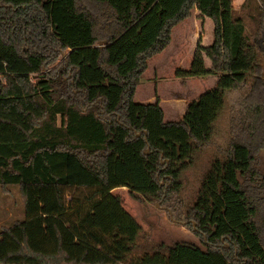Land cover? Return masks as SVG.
Here are the masks:
<instances>
[{"label": "trees", "instance_id": "16d2710c", "mask_svg": "<svg viewBox=\"0 0 264 264\" xmlns=\"http://www.w3.org/2000/svg\"><path fill=\"white\" fill-rule=\"evenodd\" d=\"M191 13L210 20L211 43L181 76L216 81L164 122L158 102L136 104L134 92ZM258 52L264 0L238 11L233 0H0V193L15 187L22 204L1 225L0 264H264ZM246 77L224 159L183 216L203 250L174 243L129 258L140 227L112 190L168 202L190 152L208 145L224 94Z\"/></svg>", "mask_w": 264, "mask_h": 264}, {"label": "rangeland", "instance_id": "374dc122", "mask_svg": "<svg viewBox=\"0 0 264 264\" xmlns=\"http://www.w3.org/2000/svg\"><path fill=\"white\" fill-rule=\"evenodd\" d=\"M243 0H234L236 11ZM247 28L249 22H245ZM212 36V24L209 19H198L195 13L171 29L170 42L166 48L152 56L146 62V69L140 76L135 88L133 101L136 104L158 102L163 121H179L186 105L204 91L214 86L215 77H184L181 73L189 71L197 45L209 46ZM202 68L209 69L210 62L203 53H199ZM257 62L262 67L264 78V53L258 52ZM183 75V74H182ZM250 77L245 79V87L238 92L224 94V107L212 124L211 137L206 147L195 148L190 152L187 167L178 176L179 187L176 194L166 203L143 199L139 195L128 194L127 190L115 188L112 194L119 197L122 208L130 214L140 227L134 240L129 258L143 253H151L157 246L163 249L174 243L203 246L184 225L183 216L193 205L199 187L214 162L224 159V151L230 139L229 119L235 112V102L247 90ZM149 97V99H147ZM149 101V102H148ZM254 170L264 173V148L255 154ZM10 194L0 193V229L13 220L22 217V204L15 187L9 188Z\"/></svg>", "mask_w": 264, "mask_h": 264}, {"label": "crops", "instance_id": "0c3cea01", "mask_svg": "<svg viewBox=\"0 0 264 264\" xmlns=\"http://www.w3.org/2000/svg\"><path fill=\"white\" fill-rule=\"evenodd\" d=\"M233 2H234V0H233ZM213 77H215V81H216V76H213ZM215 81H214V83H215ZM147 99H149V97H147ZM149 102V101H148ZM119 189H121V190H126L125 188H119Z\"/></svg>", "mask_w": 264, "mask_h": 264}]
</instances>
